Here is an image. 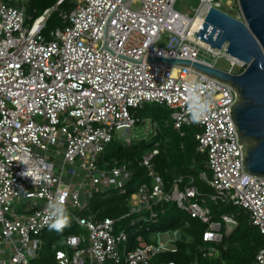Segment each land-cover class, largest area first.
<instances>
[{
	"label": "built area",
	"instance_id": "1",
	"mask_svg": "<svg viewBox=\"0 0 264 264\" xmlns=\"http://www.w3.org/2000/svg\"><path fill=\"white\" fill-rule=\"evenodd\" d=\"M64 1L34 17L27 12L28 0H0V264H176L154 258L177 251L181 231L172 232L174 237L158 233L157 241L132 248L117 219L84 215L96 191L127 192L128 165L101 166L102 158L116 132L124 130V143L133 141L130 134L139 122L135 111L146 103L171 108L179 131L199 125L198 150L208 156L212 173L200 177L213 189L210 198L243 208L264 235V179L244 170L230 114L234 89L185 66L136 63L102 48L105 24L122 0H70L71 9L61 12L65 25L46 36L49 17ZM176 1L125 0L107 24V46L139 61L148 55L217 67V59L225 56L231 63L226 71L246 68L226 52L227 43L213 48L195 33L212 8L244 20L239 0H199L193 15L176 10ZM137 3L140 7L133 8ZM162 33L170 35L167 49L157 45ZM201 50L214 60L201 56ZM193 82L199 85L193 91L211 103L203 118L189 104ZM158 154L156 147L143 157L153 183L130 195L127 216L136 215L132 225L145 220L146 213L156 220L155 205L174 201L207 225L199 250L214 257L237 219L223 214L214 220L197 187L181 188L182 178L165 191L153 164ZM53 201L61 202L68 223L82 231L65 237L67 248L53 244L50 260L39 262L42 237L59 218L50 213ZM253 264H264V248Z\"/></svg>",
	"mask_w": 264,
	"mask_h": 264
},
{
	"label": "trees",
	"instance_id": "2",
	"mask_svg": "<svg viewBox=\"0 0 264 264\" xmlns=\"http://www.w3.org/2000/svg\"><path fill=\"white\" fill-rule=\"evenodd\" d=\"M58 1L28 0L27 12L34 17L40 16L46 9L56 6ZM71 7L70 0H65L52 13L44 31L46 36H49L51 30L65 25L61 12ZM170 109L164 104L146 103L135 111L139 119L138 124L146 117L157 125L153 138L133 140L131 143L116 146L110 152L106 150L101 163V166L105 163L110 166L120 163L128 165L132 178L126 184L127 192L123 193L122 189L116 188H110L104 192L96 191L84 215H93L97 219L115 218L122 228L126 230L134 228V235H129L132 248L139 245L137 237L140 234L146 236L151 232L158 234L181 231L182 238L178 241L177 251L159 255L158 259L162 261H174L176 264L193 262L197 264H253L259 251L264 248V235L259 227L251 223L247 211L233 204L215 202L210 198L213 189L200 177L202 172L212 174L207 167L208 156L198 150L196 134L201 131V128L197 124H192L184 126L179 131L173 124ZM114 141L107 147L114 145ZM156 147L159 148V154L153 160L154 169L163 179L165 191H170L175 181L182 178L181 188L197 187L201 193L200 200L205 199L214 220H221L223 214L233 215L237 219V227L232 233L226 234L223 241L217 245V254L214 257H205L199 250V246L204 245L203 233L207 225L200 219L192 217L174 201H164L155 205L154 210L158 217L156 220L151 219L152 222L142 220L137 225H132V220L136 215L127 216L131 210L128 200L130 195L136 193L143 183L149 185L153 183L148 169L142 165V159ZM138 227H141V230L137 231ZM149 238L147 237L148 242Z\"/></svg>",
	"mask_w": 264,
	"mask_h": 264
},
{
	"label": "water",
	"instance_id": "3",
	"mask_svg": "<svg viewBox=\"0 0 264 264\" xmlns=\"http://www.w3.org/2000/svg\"><path fill=\"white\" fill-rule=\"evenodd\" d=\"M124 1L116 5L105 24V46L102 48L136 63L185 66L231 86L236 100L230 107V114L242 150L244 170L264 179V0H239L244 20L212 8L200 32H195L213 48L222 49L227 43L226 52L247 65L240 73L189 59L143 55L139 61L114 52L107 46V24Z\"/></svg>",
	"mask_w": 264,
	"mask_h": 264
},
{
	"label": "rangeland",
	"instance_id": "4",
	"mask_svg": "<svg viewBox=\"0 0 264 264\" xmlns=\"http://www.w3.org/2000/svg\"><path fill=\"white\" fill-rule=\"evenodd\" d=\"M229 1H236V0H223V2L225 4L228 3ZM198 5H199V0H177L175 3V9L181 13L193 15L194 14L193 9L196 8ZM139 7H140L139 3L133 5V8H135V9H137ZM157 45L159 47L167 49L170 45L169 33H162L160 38H159V41L157 42ZM201 56L205 57L206 59H208L210 61L214 60L208 53H205L204 50H201ZM215 64L218 68L223 69V70L231 69V63L225 56L219 57L217 59V61L215 62ZM232 70L234 72H239L240 68L234 67ZM170 111L173 112V110H171V109H170ZM155 130H157V125L145 117V120H143L140 124H138L137 126H135L133 128L132 133L130 135L134 141H138L140 139L149 140V139L153 138V136L155 134ZM123 134H124V130L116 132V140L114 141L115 146L112 145V146H110L111 148L107 147L106 148L107 152L112 151L116 146L124 145V142L121 141L123 139ZM145 220H148V221L151 220L149 218V213H146V219ZM150 222H152V221H150ZM118 229H122V226L120 224H118ZM133 229L134 228L127 230L130 236L134 235L135 230H133ZM81 231L82 230L79 227H77L74 224H70V223H68L66 227H63L59 231H57L55 229H51V230L47 231L44 234V236L42 237V239L44 241V249L42 251V254L39 257V262H45V261L50 260V257L54 251L53 244H55L61 248H67L65 237L68 234L80 233ZM168 236L174 237V234L172 232H169V234L166 235V237H168ZM147 237L148 238L150 237L149 242L157 241V239H159V235L156 232H151L149 235H146V236L140 234L137 237L139 244L143 245L146 241L148 242ZM158 257L159 256L154 258L155 262H157V263L167 262V261L159 260Z\"/></svg>",
	"mask_w": 264,
	"mask_h": 264
},
{
	"label": "clouds",
	"instance_id": "5",
	"mask_svg": "<svg viewBox=\"0 0 264 264\" xmlns=\"http://www.w3.org/2000/svg\"><path fill=\"white\" fill-rule=\"evenodd\" d=\"M189 89V104L193 113L198 114L200 118H203L211 110V103L203 97H199L197 92L193 91L194 89L198 90L199 85L195 82L188 85ZM50 213L55 214L59 217L55 223L49 225L50 228L57 231L61 230L63 227H66L68 224L67 218L65 216V210L60 201H53L49 204Z\"/></svg>",
	"mask_w": 264,
	"mask_h": 264
},
{
	"label": "bare ground",
	"instance_id": "6",
	"mask_svg": "<svg viewBox=\"0 0 264 264\" xmlns=\"http://www.w3.org/2000/svg\"><path fill=\"white\" fill-rule=\"evenodd\" d=\"M177 73H178V69H177V68H174V69H173V74H174V75H177Z\"/></svg>",
	"mask_w": 264,
	"mask_h": 264
}]
</instances>
